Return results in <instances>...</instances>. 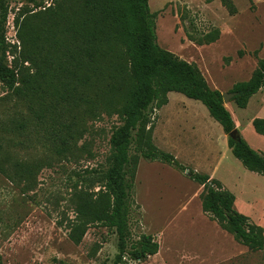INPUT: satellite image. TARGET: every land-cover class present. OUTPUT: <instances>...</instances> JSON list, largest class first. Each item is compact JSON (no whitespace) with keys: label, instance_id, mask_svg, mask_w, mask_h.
Here are the masks:
<instances>
[{"label":"rangeland","instance_id":"1","mask_svg":"<svg viewBox=\"0 0 264 264\" xmlns=\"http://www.w3.org/2000/svg\"><path fill=\"white\" fill-rule=\"evenodd\" d=\"M229 15L220 0H148L155 15L157 45L194 66L208 87L229 94L248 82L264 60V0H230ZM5 41L19 46L18 32L28 16L31 26L48 22L46 8L59 11L56 0H4ZM26 11L29 14H26ZM38 15V16H37ZM50 15V13H49ZM218 31V39L205 36ZM11 48V47H10ZM10 50V49H9ZM8 57V65H13ZM27 66V64H25ZM231 95V94H230ZM152 115V144L186 169L179 172L141 159L132 192L127 246L150 236L158 253L143 262L125 264H264V249L249 251L202 211V186L189 173L208 176L234 197V210L264 235V177L246 171L227 148V136L199 103L171 93ZM235 131L264 155V137L252 121L264 119V88L246 109L232 99L223 104ZM20 109L0 83V121ZM120 125L116 116L85 121V134L69 161L49 160L40 148L0 133V264H103L113 262L117 239L100 223L80 227L78 201H96L106 193L102 179L109 140ZM36 165L30 176L21 164ZM81 231L83 233L81 234Z\"/></svg>","mask_w":264,"mask_h":264},{"label":"trees","instance_id":"2","mask_svg":"<svg viewBox=\"0 0 264 264\" xmlns=\"http://www.w3.org/2000/svg\"><path fill=\"white\" fill-rule=\"evenodd\" d=\"M220 2L229 15L236 13L230 0ZM56 3L58 12L51 8L41 12L48 22L32 27L35 16L25 18L17 36L20 45L10 46L4 31L7 8L0 0V83L20 108L7 116L5 124L0 121V133L20 139V148L26 142L40 148L49 160L69 161L85 134L87 119L116 116L120 125L111 134L102 177L107 194L101 193L96 201L79 200L75 214L80 227L100 223L114 232L117 254L111 264H125L127 259L143 262L155 256L159 247L145 235L127 246L139 161L186 171L172 155L152 144V115L167 105L169 94L199 102L227 136V148L246 171L264 177V155L239 137L221 93L211 90L194 66L159 48L148 0ZM218 36L214 31L204 41L213 43ZM263 88L264 60H259L251 79L234 85L229 94L235 106L244 110ZM252 128L264 137V119L253 120ZM36 165L21 164L19 169L32 176ZM188 173L203 187L202 211L241 246L262 251L263 231L234 210V197L208 176Z\"/></svg>","mask_w":264,"mask_h":264},{"label":"water","instance_id":"3","mask_svg":"<svg viewBox=\"0 0 264 264\" xmlns=\"http://www.w3.org/2000/svg\"><path fill=\"white\" fill-rule=\"evenodd\" d=\"M221 96H222L223 104L226 103V102H228V100H230V99L233 98V96L230 95V94H222ZM234 134H235V133L233 132V133L231 134V136H234ZM186 173H188V172H186Z\"/></svg>","mask_w":264,"mask_h":264}]
</instances>
